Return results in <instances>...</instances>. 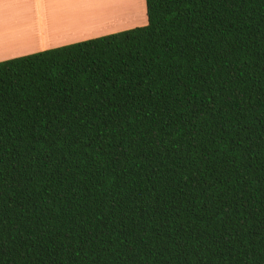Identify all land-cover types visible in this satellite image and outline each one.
<instances>
[{
  "label": "trees",
  "instance_id": "obj_1",
  "mask_svg": "<svg viewBox=\"0 0 264 264\" xmlns=\"http://www.w3.org/2000/svg\"><path fill=\"white\" fill-rule=\"evenodd\" d=\"M146 7L0 62V264H264V0Z\"/></svg>",
  "mask_w": 264,
  "mask_h": 264
},
{
  "label": "crops",
  "instance_id": "obj_2",
  "mask_svg": "<svg viewBox=\"0 0 264 264\" xmlns=\"http://www.w3.org/2000/svg\"><path fill=\"white\" fill-rule=\"evenodd\" d=\"M134 8L135 0H0V62L123 32L118 19Z\"/></svg>",
  "mask_w": 264,
  "mask_h": 264
},
{
  "label": "rangeland",
  "instance_id": "obj_3",
  "mask_svg": "<svg viewBox=\"0 0 264 264\" xmlns=\"http://www.w3.org/2000/svg\"><path fill=\"white\" fill-rule=\"evenodd\" d=\"M135 1L138 2V9L134 8L131 10L130 13H127V16L129 15L130 17H126L125 19H122L120 17V19H118V22H123L124 26H126L124 31L148 25L146 1L145 0H139V1L135 0ZM116 7H117V10L119 11L120 8H118V6ZM123 27H120V28H123ZM10 39L11 41H13L12 37ZM19 45H23V43Z\"/></svg>",
  "mask_w": 264,
  "mask_h": 264
}]
</instances>
